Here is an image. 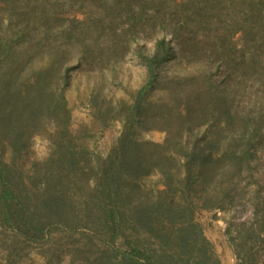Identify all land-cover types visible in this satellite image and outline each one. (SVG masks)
<instances>
[{"label": "trees", "instance_id": "16d2710c", "mask_svg": "<svg viewBox=\"0 0 264 264\" xmlns=\"http://www.w3.org/2000/svg\"><path fill=\"white\" fill-rule=\"evenodd\" d=\"M33 1L50 7L18 12L25 27L0 37V226L37 245L58 229L101 231L115 244L126 221L156 226L158 243L172 253L155 257L137 246L118 252L125 264H161L182 256L178 250L204 246L197 211L241 216L250 209L228 233L240 264H257L253 244L264 240V0H70L88 9L63 26L57 1ZM128 55L144 63L147 79L123 104L117 145L105 157H88L70 132V71L86 58L88 66L113 70ZM173 58L189 68L167 79L163 70ZM164 82L166 98L153 101ZM101 114L103 122L108 113ZM141 123L165 130V140L134 138ZM48 125L54 152L28 168L30 140ZM154 173L162 188L144 185ZM195 264L210 263L200 257Z\"/></svg>", "mask_w": 264, "mask_h": 264}, {"label": "rangeland", "instance_id": "374dc122", "mask_svg": "<svg viewBox=\"0 0 264 264\" xmlns=\"http://www.w3.org/2000/svg\"><path fill=\"white\" fill-rule=\"evenodd\" d=\"M55 1L59 5L58 26L69 24L74 15L82 18L84 11L88 9L87 3L85 8L81 9L71 5L70 0H49L50 3ZM11 2L17 5L19 11L11 6ZM47 4L48 2L45 1L44 4L36 5L33 0H0V37L4 32L11 34L13 29L21 30L23 26L25 27L26 24H21L15 19L18 12L37 14L49 9L50 6H46ZM29 26L32 24L30 23ZM234 39L239 43L240 34ZM86 61L87 58L70 71L69 84L66 87L71 113L70 132L74 136L73 142L76 147L88 151V157L96 155L105 157L117 145L122 134L123 104L132 103V95L147 79V70L144 63L130 55L113 70H101L98 68L100 64L88 66ZM186 67L189 68L186 59L173 58L165 66L162 75L167 79L174 75H184ZM166 85L164 82L163 85L157 86L150 98L156 102L163 101L168 89ZM109 107H112L111 112H105ZM102 111L108 113L106 117H102L103 122L99 120ZM52 130L53 126L48 125L32 137L29 143V157L25 159L26 167L29 168L32 161L42 162L54 152V143L50 138ZM134 130L133 137L140 141L163 142L167 136L165 130L150 128L145 123L136 124ZM259 155L262 161L259 174L264 179V149ZM143 183L150 189L163 187L156 173L144 178ZM250 213V209L244 210L241 216L239 213L219 208L197 211L195 221L206 238L204 246L202 242L197 243L188 253L178 250L182 256L176 257L173 261L160 258V263L195 264V261L201 257L210 264H240L230 240L228 227L236 229V224L248 219ZM100 232L96 235L85 227L76 230L58 229L51 233L47 242L37 245L28 243L16 231L0 226V264H125L119 256V249L128 250L137 246L154 254L155 257L156 254L172 253L171 250L175 249L162 247L158 243L156 226L151 230L147 227L143 230L134 227L131 221H126L124 236L115 244L106 243L99 236ZM253 245L257 264H264V240L258 239Z\"/></svg>", "mask_w": 264, "mask_h": 264}]
</instances>
